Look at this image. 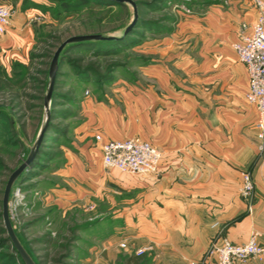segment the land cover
Segmentation results:
<instances>
[{
	"label": "rangeland",
	"instance_id": "obj_1",
	"mask_svg": "<svg viewBox=\"0 0 264 264\" xmlns=\"http://www.w3.org/2000/svg\"><path fill=\"white\" fill-rule=\"evenodd\" d=\"M130 1L134 8L115 0H21L30 38L0 47L1 214L5 184L26 159L41 124L56 48L73 36L110 38L80 43L64 54L47 131L10 192L11 225L35 264H135L130 261L135 256H143L137 264H173L152 242L127 236L125 192L96 190L67 167L80 148L83 126L93 120L91 111L116 101L121 90L186 84L191 58L199 52L191 45L195 26L205 11L231 0ZM3 229L0 218V264H24ZM241 264H264V259Z\"/></svg>",
	"mask_w": 264,
	"mask_h": 264
},
{
	"label": "crops",
	"instance_id": "obj_2",
	"mask_svg": "<svg viewBox=\"0 0 264 264\" xmlns=\"http://www.w3.org/2000/svg\"><path fill=\"white\" fill-rule=\"evenodd\" d=\"M11 1L17 11L0 47L30 38L21 0ZM1 4L13 7L10 0ZM255 17L249 0L205 11L192 37L199 52L186 84L121 90L116 101L91 111L93 120L83 126L67 167L96 190L125 192L127 236L152 242L173 264H202L222 238L242 244L252 232L264 246V145L257 138L256 109L245 100V67L231 49L241 24ZM95 135L150 142L163 155L158 173L137 177L105 169ZM242 172L254 186L250 208L239 195Z\"/></svg>",
	"mask_w": 264,
	"mask_h": 264
},
{
	"label": "built area",
	"instance_id": "obj_3",
	"mask_svg": "<svg viewBox=\"0 0 264 264\" xmlns=\"http://www.w3.org/2000/svg\"><path fill=\"white\" fill-rule=\"evenodd\" d=\"M249 1L256 17L250 23L241 24L239 39L231 44V49L237 61L245 67V100L256 109L255 129L258 140L264 145V0ZM11 17L10 7L0 5V36L10 27ZM96 141L101 142V161L105 169L137 177L155 175L159 171L162 152L148 141L138 137L101 141L98 136ZM253 190L249 173L242 172L239 195L248 208ZM258 238V232H252L242 244L222 238L218 245L212 247L204 264H241L249 258L264 259V246L258 242Z\"/></svg>",
	"mask_w": 264,
	"mask_h": 264
},
{
	"label": "water",
	"instance_id": "obj_4",
	"mask_svg": "<svg viewBox=\"0 0 264 264\" xmlns=\"http://www.w3.org/2000/svg\"><path fill=\"white\" fill-rule=\"evenodd\" d=\"M115 1L119 3H125L128 5H131L133 8L135 7V5L130 0H115ZM134 18H136L135 12H134ZM134 21L124 30L123 34H127L130 31V29L133 27ZM105 39H110V38H105L99 35L73 36L63 41L56 48L51 58L50 64H49V69H48V74H47V83H46L45 93H44V98H43V115H42V120H41L38 133L36 135L33 145L29 148V153L26 159L23 161V163L19 167H17L11 173V175L9 176L5 184V187L2 193V199H1L0 217L2 219L4 231L7 234L9 242L11 243L15 252L19 255L20 259L22 260L24 264H35V263L31 259V257L28 255L24 247L21 245L10 222L8 201H9L11 189L13 185L15 184V182L19 179L20 175L30 167L31 162L33 161L42 143L44 134L47 131L48 123L50 119L51 95H52L54 80L57 74V69L60 64V58H61L62 52H64V50H67L69 47L76 45V44L89 42V41L105 40Z\"/></svg>",
	"mask_w": 264,
	"mask_h": 264
},
{
	"label": "trees",
	"instance_id": "obj_5",
	"mask_svg": "<svg viewBox=\"0 0 264 264\" xmlns=\"http://www.w3.org/2000/svg\"><path fill=\"white\" fill-rule=\"evenodd\" d=\"M77 45H78V44L73 45V46L69 47L67 50H64V52H62V54H61V58H60V63H61V61L63 60V56H64V54H65L70 48H72V47H74V46H77ZM0 218H1V217H0ZM2 232L5 233L4 229L2 230ZM6 242H9L8 239H6ZM141 260H143V256H135V257H131V258H130V261H133L135 264L139 263Z\"/></svg>",
	"mask_w": 264,
	"mask_h": 264
}]
</instances>
